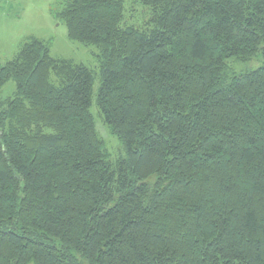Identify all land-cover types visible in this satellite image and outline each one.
I'll list each match as a JSON object with an SVG mask.
<instances>
[{
  "label": "trees",
  "instance_id": "trees-1",
  "mask_svg": "<svg viewBox=\"0 0 264 264\" xmlns=\"http://www.w3.org/2000/svg\"><path fill=\"white\" fill-rule=\"evenodd\" d=\"M64 0L93 73L26 39L0 66V264H264V0ZM261 58L246 73L226 61Z\"/></svg>",
  "mask_w": 264,
  "mask_h": 264
},
{
  "label": "rangeland",
  "instance_id": "rangeland-1",
  "mask_svg": "<svg viewBox=\"0 0 264 264\" xmlns=\"http://www.w3.org/2000/svg\"><path fill=\"white\" fill-rule=\"evenodd\" d=\"M64 0H0V66L12 60L27 38L34 37L51 41L50 55L56 60H68L82 64L93 73L91 113L96 123V132L104 143L109 160L113 163L124 155L120 141L103 124L96 106V95L101 83L100 64L96 58L98 49L83 46L67 38L63 22L56 20ZM152 15L148 9L129 0L125 4L124 24L144 29ZM262 64L261 58L240 63L233 59L226 61L228 71L246 73ZM14 83L8 82L0 90V101L13 96Z\"/></svg>",
  "mask_w": 264,
  "mask_h": 264
}]
</instances>
